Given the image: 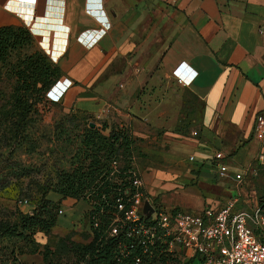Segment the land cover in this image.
<instances>
[{
    "label": "crops",
    "instance_id": "0c3cea01",
    "mask_svg": "<svg viewBox=\"0 0 264 264\" xmlns=\"http://www.w3.org/2000/svg\"><path fill=\"white\" fill-rule=\"evenodd\" d=\"M0 18L20 19L50 40L46 52L58 74L44 92L48 102L104 122V132L123 125L134 151L187 156L189 170L209 172L216 150L227 154L229 169L255 155L264 0H0ZM98 32L88 44L86 33ZM185 179L176 177L156 204L198 212L194 187L179 186Z\"/></svg>",
    "mask_w": 264,
    "mask_h": 264
},
{
    "label": "rangeland",
    "instance_id": "374dc122",
    "mask_svg": "<svg viewBox=\"0 0 264 264\" xmlns=\"http://www.w3.org/2000/svg\"><path fill=\"white\" fill-rule=\"evenodd\" d=\"M3 24L24 27L30 32L31 38L6 48L5 58L0 62V264H42L44 253L48 259L60 264H81L78 256L65 244V240L85 245L94 237L88 226L89 213L85 199L93 198L90 185L104 171L100 168L93 180L81 174H85L84 166L87 163L89 165L95 153L100 160L106 159L107 153L104 149L108 147L107 140L102 138L106 132L83 130L86 129L88 121L84 113L62 106L60 100L48 102L45 99L44 87L49 75L44 77L39 69L48 65V71L55 65L46 52L51 46L50 40L35 31L33 34L31 30L34 28L20 19L11 21L0 18V25ZM20 76L31 87L26 90L25 84L20 86L19 95L24 97L25 110L13 105V100L18 95L10 96L11 84L20 81L17 79ZM115 125L118 127L117 122ZM185 125L184 121L179 122V129ZM92 126L100 125L93 123ZM82 133L89 135L93 141L86 149L81 144ZM94 147H98V150ZM85 154L90 155L89 160H85ZM112 156L116 161L115 169H121L129 161L138 179L141 193L137 211L141 210V204L145 201L153 205L160 203L159 198L163 196L159 195H167L173 189L172 181L178 176L186 177L180 187L192 185L196 190L199 209L208 200L225 202L235 197L236 208L252 213L255 210L260 211L259 201H264V163H256L251 159L242 181L233 183L216 177L209 171L189 170L183 165L188 163L187 156L178 161L173 159V154L140 148L129 155L118 148ZM154 170L157 177L153 174ZM78 179L91 182L74 198L70 193L75 189ZM114 180H118V177L114 176ZM67 182L73 185L65 193H57L47 188L55 184L62 187ZM146 189L152 194H148ZM42 195L44 198L51 195L56 197L54 200H58L57 208H62V212L58 213L56 208L54 224L47 230L31 228L22 231L21 218L32 212ZM67 218L69 221L64 224ZM21 231L25 234L24 237L17 236L16 233ZM151 264L189 262L181 256L168 255Z\"/></svg>",
    "mask_w": 264,
    "mask_h": 264
},
{
    "label": "trees",
    "instance_id": "16d2710c",
    "mask_svg": "<svg viewBox=\"0 0 264 264\" xmlns=\"http://www.w3.org/2000/svg\"><path fill=\"white\" fill-rule=\"evenodd\" d=\"M30 38V32L24 27L10 24L0 25V62L5 58L6 48L21 44L24 40ZM47 66L48 65H46L44 69H39L44 77L49 75L44 87V92L58 74V66L56 64L48 70L49 72L46 69L48 68ZM17 79H20V81H14L11 84L10 96L16 97L18 95V98L16 97L13 100V105L25 110L26 104L24 102V97L19 95L20 86L25 84L26 90L31 87H29V83H25L22 76ZM89 122V120L86 122L87 127L83 130L103 131L107 127L104 122L100 124L98 128L89 125ZM81 136V144L85 145V149L88 148V145L93 144L92 138H90L89 135H84L82 133ZM102 138H106L107 140L108 147L104 149L107 153L106 159L100 160L95 153L89 165L87 163V165L84 166L85 170H83V172H85V174H81L93 180L96 178L100 168H102L104 172L99 178H96L94 184L90 185L91 181L86 183L84 180L78 179L79 182L75 184V189H72L73 183L68 182L64 183L65 186L62 187L57 184L47 187L57 193H65L67 190L72 189L70 195L74 198H77L89 185L92 189L91 193L93 194V198H86L85 203L88 205V226L92 230L94 237L90 243L85 245L78 244L71 240H65V244L74 252L75 256H78L81 264H134L132 257L135 253H140L145 264H151L157 259L168 256L169 254L160 250L158 239L153 236L151 237L149 233H143L140 236L146 247L145 252H141L140 245H135V238H130L124 234V225L127 224L124 219V210L132 203L131 195L137 192L141 193V191L139 187L134 186L132 174L127 172V169L131 167L128 163L129 161H126L127 164L122 166L121 169H115L114 164L116 161L112 155L118 148H121V150L128 155L133 153V139L128 129L123 125L118 127L115 126V128L114 126H110L108 131L103 134ZM94 149L98 150V147H94ZM77 150L80 151L79 149H75V151ZM89 156L90 155L85 154V160H89ZM114 176H117L118 180L115 181ZM57 203L58 200L48 197L44 198L42 195L40 201L34 205L32 212L21 218V230L23 231L31 228H38L41 230L49 229L55 221L54 212L57 208ZM259 207L261 209L260 211L264 213V201H259ZM58 208L56 210L57 212ZM139 217L145 226L151 223V218L148 213H140ZM114 218L122 219V223L117 222L116 232L109 234L110 223H114ZM22 231L16 233L17 236L24 237L25 234H23ZM130 242L134 243V247L128 246ZM190 261L191 259L188 260V262ZM42 264L60 263L53 261V259H48L47 255L44 253L42 255Z\"/></svg>",
    "mask_w": 264,
    "mask_h": 264
},
{
    "label": "built area",
    "instance_id": "2783aa9c",
    "mask_svg": "<svg viewBox=\"0 0 264 264\" xmlns=\"http://www.w3.org/2000/svg\"><path fill=\"white\" fill-rule=\"evenodd\" d=\"M257 31L264 34V26H258ZM86 35L87 43L90 44L100 32ZM176 80L185 84L180 78ZM251 137L259 143L252 161L264 163V110L256 112L253 117ZM226 158V153L214 151L209 161L211 173L230 182L240 183L249 165L229 169ZM127 172L132 174L134 186L138 187L133 169L130 167ZM131 198L132 203L124 210L127 222L124 234L135 238V245L141 246V252H145L146 247L140 236L149 233L158 239L160 250L169 255L181 256L186 261L191 259L189 264H264V213L259 210L247 213L236 208L235 197L221 204L207 201L195 213L178 208L164 210L149 202L151 211H144L146 201L141 204V210L137 211L140 207L139 192L131 195ZM61 212L62 208H58V213ZM140 213L150 215L149 225L145 226L140 220ZM113 222L110 223L109 234L116 232V224L122 223V219L114 218ZM128 246L134 247V243L130 242ZM132 260L134 264H145L140 253H135Z\"/></svg>",
    "mask_w": 264,
    "mask_h": 264
},
{
    "label": "water",
    "instance_id": "95a60500",
    "mask_svg": "<svg viewBox=\"0 0 264 264\" xmlns=\"http://www.w3.org/2000/svg\"><path fill=\"white\" fill-rule=\"evenodd\" d=\"M89 125L92 126L93 122H89ZM143 209H144V211H151L152 207L148 202H146Z\"/></svg>",
    "mask_w": 264,
    "mask_h": 264
}]
</instances>
